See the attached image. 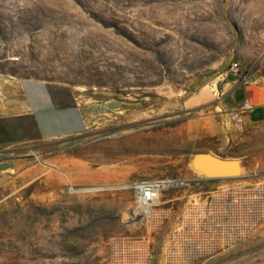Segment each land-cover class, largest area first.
<instances>
[{
    "label": "rangeland",
    "instance_id": "374dc122",
    "mask_svg": "<svg viewBox=\"0 0 264 264\" xmlns=\"http://www.w3.org/2000/svg\"><path fill=\"white\" fill-rule=\"evenodd\" d=\"M234 61L264 81V0H0V71L83 86L94 109L79 135L9 149L24 185L0 192V264H107L113 235H149L152 264H165L189 198L264 180V115L220 95ZM203 89L210 103L186 109ZM198 152L238 158L237 176L204 177ZM147 177L177 182L160 195L171 217L157 233L128 186ZM202 264H264V225Z\"/></svg>",
    "mask_w": 264,
    "mask_h": 264
},
{
    "label": "built area",
    "instance_id": "2783aa9c",
    "mask_svg": "<svg viewBox=\"0 0 264 264\" xmlns=\"http://www.w3.org/2000/svg\"><path fill=\"white\" fill-rule=\"evenodd\" d=\"M228 72L238 77L240 82L249 79L238 62H232ZM248 107V102H243L242 109ZM230 116L236 124H241L239 110L231 111ZM30 153L34 154V151L30 150ZM10 155L12 152L9 149H0L1 160H6ZM168 185H177V182L147 177L128 183L135 215L138 214L155 233L160 232L171 217L170 207L160 202V195ZM263 225L264 180L220 187L203 197H191L162 247L164 263L202 264L220 251L253 235ZM153 258L149 235H113L107 239V264H152Z\"/></svg>",
    "mask_w": 264,
    "mask_h": 264
},
{
    "label": "crops",
    "instance_id": "0c3cea01",
    "mask_svg": "<svg viewBox=\"0 0 264 264\" xmlns=\"http://www.w3.org/2000/svg\"><path fill=\"white\" fill-rule=\"evenodd\" d=\"M87 93L79 87L0 71V149L32 148L45 141L87 131L94 116V109L85 99ZM213 94L200 90L185 97L184 106L188 110L206 106ZM220 95L233 108L242 109L243 102L247 101L249 107L242 109L244 117L261 119L264 115V81L227 79ZM13 165L15 172H0V192H6L7 196L24 185L22 172L17 171L22 164L13 161Z\"/></svg>",
    "mask_w": 264,
    "mask_h": 264
},
{
    "label": "water",
    "instance_id": "95a60500",
    "mask_svg": "<svg viewBox=\"0 0 264 264\" xmlns=\"http://www.w3.org/2000/svg\"><path fill=\"white\" fill-rule=\"evenodd\" d=\"M253 79V78H251ZM193 169L202 167L200 172L206 178H233L237 176L240 161L236 157H223L212 152H198L191 159ZM14 165L11 162H0V172L12 171Z\"/></svg>",
    "mask_w": 264,
    "mask_h": 264
},
{
    "label": "bare ground",
    "instance_id": "6f19581e",
    "mask_svg": "<svg viewBox=\"0 0 264 264\" xmlns=\"http://www.w3.org/2000/svg\"><path fill=\"white\" fill-rule=\"evenodd\" d=\"M79 87H80V86H79ZM83 89H85V87L81 86V87H80V90H83ZM84 191H85V190H84Z\"/></svg>",
    "mask_w": 264,
    "mask_h": 264
},
{
    "label": "trees",
    "instance_id": "16d2710c",
    "mask_svg": "<svg viewBox=\"0 0 264 264\" xmlns=\"http://www.w3.org/2000/svg\"><path fill=\"white\" fill-rule=\"evenodd\" d=\"M234 62H236V61H234Z\"/></svg>",
    "mask_w": 264,
    "mask_h": 264
}]
</instances>
